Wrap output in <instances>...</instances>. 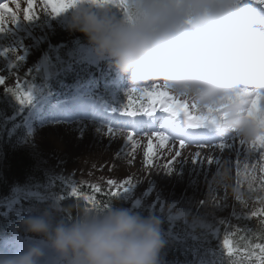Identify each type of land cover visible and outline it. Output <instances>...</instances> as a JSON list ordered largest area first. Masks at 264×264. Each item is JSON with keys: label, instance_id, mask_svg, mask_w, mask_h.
Returning <instances> with one entry per match:
<instances>
[{"label": "clouds", "instance_id": "obj_1", "mask_svg": "<svg viewBox=\"0 0 264 264\" xmlns=\"http://www.w3.org/2000/svg\"><path fill=\"white\" fill-rule=\"evenodd\" d=\"M249 12L247 0H77L59 14L116 73L161 82L200 113L219 109L216 135L254 141L264 136V35ZM20 225L32 239L0 248V264H160L164 246L157 217L121 207L81 208L71 220L45 210Z\"/></svg>", "mask_w": 264, "mask_h": 264}, {"label": "rangeland", "instance_id": "obj_2", "mask_svg": "<svg viewBox=\"0 0 264 264\" xmlns=\"http://www.w3.org/2000/svg\"><path fill=\"white\" fill-rule=\"evenodd\" d=\"M247 2L249 13L264 20V4L257 3L256 0H247ZM0 3L8 4L9 9L19 19L13 25L11 16L6 15L4 31L0 32V70H7V61L2 62V60H8L9 56L13 59L16 57V60L19 56L21 59L29 48L36 54L37 49L43 47L46 37L62 27H60L61 22L55 24L54 21H48L58 18L55 17L57 14H51V4L46 6L45 0H33L32 14L37 16L29 21L23 20L28 0H15V2L1 0ZM77 55L80 60L89 63L97 64L104 61L98 60L88 46H80ZM112 71V85L120 91L128 89L130 92L133 87L150 86V82L134 84L128 74L121 75ZM48 96L49 94H44L42 98L35 100L34 104L29 105L23 126L30 139L37 143L31 147L39 152L43 159L45 158L44 167L51 173L64 175L68 181L76 183L81 180L79 175H82V171H89L93 173V177L96 176L98 183L107 188L106 181L109 179L118 183L128 179L130 183L116 190V193L123 198L133 201L136 206L141 203H150L151 207L157 206L159 209L167 206L171 218L188 217L191 228L199 227L213 234L227 218L232 219H229L230 224L250 220L253 218H248L251 211L264 208V204H261L259 199L264 198V188L261 187L264 181L259 179L255 187L249 189L243 151L239 157L240 160L242 156L243 163L239 164L238 168L235 146L220 151L214 147L201 148L189 142L190 137L195 134L212 144L225 140V136H218L212 130L204 135L202 130L191 129L185 131L187 132L185 134L187 136L183 137L185 147H181L179 136L165 132L166 127L171 130L173 125L164 124V122L169 123V116L160 111L158 106L152 117L142 114L130 117L125 110L91 100L90 96L73 97L66 102L48 101L46 110L56 107L57 112L56 114L52 112L45 118L42 116L46 105L43 101ZM131 96L136 98L132 103L137 104L139 109L148 106L147 97L141 98L136 94ZM65 103L74 107L70 110L71 115ZM190 111L198 114L194 110L190 109ZM135 120H144L146 127L134 128ZM109 127L116 131L109 134L107 132ZM129 130L134 133L131 140L126 138ZM154 131L165 133L168 139L161 141L152 135ZM238 140L239 138L236 140L237 144ZM177 151L180 152L179 156L176 155ZM196 152H200L203 161L193 162L192 157ZM145 153L148 154L147 164ZM209 156H213L218 162L213 159L209 164L207 162ZM165 164H170L173 170L166 171L163 167ZM170 183L177 186L188 183V191L181 193L172 191ZM41 195L40 190L27 188L17 196L8 198L6 208L20 211L23 204L31 207L33 199ZM237 197L240 199L238 200ZM258 216L260 215L256 217Z\"/></svg>", "mask_w": 264, "mask_h": 264}, {"label": "trees", "instance_id": "obj_3", "mask_svg": "<svg viewBox=\"0 0 264 264\" xmlns=\"http://www.w3.org/2000/svg\"><path fill=\"white\" fill-rule=\"evenodd\" d=\"M60 15L66 23L67 14ZM60 27L62 29H56L46 37L43 47L37 49L36 54L27 46L29 49L23 58L16 60V57L13 59L10 56L8 60H2L7 61L8 67L7 70H0V77L5 78V83L0 86V248L19 250L32 239V234L25 233L20 225L26 216L48 210L56 219L71 220L81 208L112 206L160 220L164 241L160 263L259 264L250 253L255 250V244H264V224H261L264 217H253L234 224H230L232 219L229 217L213 234L199 227L191 228L189 218H171L167 206L162 209L151 207L150 203L136 206L117 193L110 194L108 188L98 183L96 176L93 177L89 171H82L79 175L81 180L72 183L66 176L53 174L44 167L45 158L31 147L37 143L30 139L22 125L26 109L37 101L42 91H49L53 100L67 98L77 91L90 92L103 96L116 106L127 107L125 93L111 92V74H108L105 65L78 58L77 49L82 45L88 46L84 36L69 31L65 25ZM58 44L60 47L56 46ZM26 92L31 100L22 104L17 96ZM92 184L99 185L103 191L94 193L90 187ZM187 185L170 183V189L178 193L186 192ZM27 188L40 190L42 195L33 199L31 207L23 204L20 211L7 210L8 198ZM84 195H91L94 203L86 202ZM18 198L21 199L20 196ZM225 237L230 241V253L223 247ZM255 251L258 253V250Z\"/></svg>", "mask_w": 264, "mask_h": 264}, {"label": "snow or ice", "instance_id": "obj_4", "mask_svg": "<svg viewBox=\"0 0 264 264\" xmlns=\"http://www.w3.org/2000/svg\"><path fill=\"white\" fill-rule=\"evenodd\" d=\"M15 2V0H14ZM77 0H45V4H51L52 8V15L59 14L60 12L66 10L68 7L72 6ZM108 2L111 3H126V0H108ZM257 3L264 4V0H256ZM32 4L33 0H28V7L24 9V15L23 20L29 21L34 18H36L37 15L32 14ZM10 15L12 24L15 25L18 22V18L14 12H12L9 9L8 4L6 3H0V32L4 31V23H5V16ZM17 59H20L18 56ZM5 83V78L0 77V85H3ZM9 91H12L11 89H6ZM19 89H17L18 91ZM131 94H136L139 97H147L148 98V106L144 107L142 106L140 109H134L133 103H132V96L129 97V104L126 111V114L130 117H135L138 114H142L143 116L152 117L154 113L157 111V106L159 107V110L163 113H167L169 116V123L173 125L171 128V132L180 137V146L184 147L185 141L183 139L185 128L188 129H199L202 130V134L207 135L211 132V125L214 122V116L211 114L213 111H219V109H209L207 113H200L199 110L196 108V105L194 103H190L189 101L185 99H181L177 97L175 94H173L169 88L161 84L159 82H150V86L145 87H133L130 89ZM239 95L241 96H254V92H252L249 89H241ZM19 101L23 104L25 100L29 101L31 100V96L28 92L24 93L23 96H17ZM250 103V102H249ZM194 110L198 114H193ZM134 128H142L146 127V122L144 120H135L133 122ZM116 131V129L109 127L107 129V132L109 134H112ZM134 133L132 130H129L127 132V139L131 140ZM153 136L158 137L161 141H164L168 139V136L165 135L163 132L154 131L152 132ZM237 138H239L236 135H230L228 137V140L231 139L232 143H225L222 139L219 143L211 144L207 140L203 139H196L194 142L197 143L198 147H205L210 146L219 149L220 151H223L226 147H233L235 146L237 150V166L239 168L240 160L239 157L241 155V151L244 153V168L248 169L251 167L253 170L259 168V171L264 174V136L258 137L254 141H245L239 138L238 144L236 143ZM151 147V145L149 146ZM177 156L180 155V152L177 151ZM146 159L145 163H149V160L147 159L148 154L145 153ZM214 158L213 156L207 157V162L211 164L213 162ZM193 162L197 161H203L200 158V152H196L192 157ZM217 160V159H216ZM218 162V160H217ZM166 171L171 172L173 169L171 168L170 164H165L163 166ZM256 177L253 175L252 178L249 181V189L252 188V180H255ZM261 181H264V175H261L259 177ZM130 183V180H123L121 182H117L115 180L109 179L106 181V184L108 186V191L110 194L115 195L116 190H119L124 185ZM92 191L94 193H99L103 191V189L97 185L92 184L90 185ZM262 188H264V185H261ZM75 193V190H74ZM83 199L86 202L94 203L93 197L91 195H84ZM239 200L240 197H237ZM261 204H264V198H259ZM242 203H246L241 201ZM257 215H260L261 217H264V208H261L259 210H253L248 214V218L256 217ZM261 224H264V219H261ZM223 247L226 251L229 253L231 252V245L230 241L227 237L223 239ZM254 249L258 250V253L253 250L250 254L253 256L256 260H258L259 264H264V244H255Z\"/></svg>", "mask_w": 264, "mask_h": 264}, {"label": "bare ground", "instance_id": "obj_5", "mask_svg": "<svg viewBox=\"0 0 264 264\" xmlns=\"http://www.w3.org/2000/svg\"><path fill=\"white\" fill-rule=\"evenodd\" d=\"M257 103H260L259 101H257ZM185 131H191V129H188V128H185ZM193 132V131H192ZM196 136H197V134H196ZM229 140H231V139H229ZM228 137L227 136H225V140H224V142L225 143H227L228 141ZM211 143V142H210ZM212 144V143H211ZM185 147V146H184ZM188 146L186 145V148H187ZM207 147H210V146H205V148H207ZM242 163H243V159H242V156H241V159H240V164L242 165ZM245 175L247 176V181H248V186H249V181H250V179L252 178V176L254 175L255 177H256V179L255 180H252V188H254L255 187V185L257 184V181H259V177H260V175H263L260 171H259V168L257 167V169H255V170H253L251 167H249L248 169H246V171H245Z\"/></svg>", "mask_w": 264, "mask_h": 264}]
</instances>
